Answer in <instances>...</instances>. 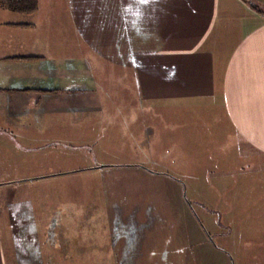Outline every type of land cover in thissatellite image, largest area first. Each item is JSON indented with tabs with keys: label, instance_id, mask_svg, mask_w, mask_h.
I'll return each mask as SVG.
<instances>
[{
	"label": "crops",
	"instance_id": "crops-1",
	"mask_svg": "<svg viewBox=\"0 0 264 264\" xmlns=\"http://www.w3.org/2000/svg\"><path fill=\"white\" fill-rule=\"evenodd\" d=\"M0 231V264L58 232L90 264H264V0L0 5Z\"/></svg>",
	"mask_w": 264,
	"mask_h": 264
},
{
	"label": "rangeland",
	"instance_id": "rangeland-1",
	"mask_svg": "<svg viewBox=\"0 0 264 264\" xmlns=\"http://www.w3.org/2000/svg\"><path fill=\"white\" fill-rule=\"evenodd\" d=\"M79 189H81V186L79 185H73L70 186V196H73L74 194H79ZM77 204H82V203H77L74 201H70V208L73 207V205L77 208ZM11 229H13L11 227ZM74 235L72 233H62V232H58V238L59 241L53 243V247L52 248H47L45 247L43 249V253H42V257L44 260V264H90L88 262V260L86 258H84V256L86 254H89V256H93L96 255L95 250H83L82 248H80L79 246H81V243H74L72 245L71 241L68 244V242L65 240L67 237L66 236H71ZM77 238L79 237V234H77ZM205 235L207 236V238L210 237V240L212 241V244H218V245H224L226 247L225 242H222L220 239L212 237L209 235H207L205 233ZM46 234H43L44 237V241L46 240ZM0 237H2L5 241V244H15V238L17 237V234L14 233V231L12 233H5V232H1L0 231ZM75 238V239H77ZM129 238V237H128ZM82 242V241H81ZM216 242V243H215ZM108 243V242H107ZM130 242H128L129 244ZM89 244L92 245V242H89ZM106 245V241L104 240L103 245ZM75 245V246H74ZM105 250H102V253H104ZM125 252V251H124ZM140 256L143 257L142 255V251L139 250ZM139 260L146 262L147 260L145 258H140ZM106 261H110L109 259H107ZM146 264V263H143ZM157 264V263H155ZM170 264V263H168ZM171 264H178V262L176 261L175 263H171Z\"/></svg>",
	"mask_w": 264,
	"mask_h": 264
},
{
	"label": "trees",
	"instance_id": "trees-1",
	"mask_svg": "<svg viewBox=\"0 0 264 264\" xmlns=\"http://www.w3.org/2000/svg\"><path fill=\"white\" fill-rule=\"evenodd\" d=\"M35 4V0H0V5L8 6L10 9L19 10L31 9ZM262 11V10H261Z\"/></svg>",
	"mask_w": 264,
	"mask_h": 264
}]
</instances>
